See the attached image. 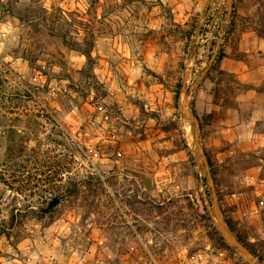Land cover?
Masks as SVG:
<instances>
[{
	"label": "rangeland",
	"instance_id": "374dc122",
	"mask_svg": "<svg viewBox=\"0 0 264 264\" xmlns=\"http://www.w3.org/2000/svg\"><path fill=\"white\" fill-rule=\"evenodd\" d=\"M257 262L264 0H0V264Z\"/></svg>",
	"mask_w": 264,
	"mask_h": 264
},
{
	"label": "water",
	"instance_id": "95a60500",
	"mask_svg": "<svg viewBox=\"0 0 264 264\" xmlns=\"http://www.w3.org/2000/svg\"><path fill=\"white\" fill-rule=\"evenodd\" d=\"M60 204H61V198L58 196H55L49 200V202L47 203L46 206L35 207V211H37L38 213L43 214V215H48V214H51L57 207H59ZM230 235H232V234L230 233ZM232 237H233V235H232ZM228 241L235 243V245L238 246L240 249H242L243 252L247 253L253 259V261H256V259L254 257H252L247 252V250L243 247V245H241L238 241H236L235 239H234L235 242L231 241L230 238H228Z\"/></svg>",
	"mask_w": 264,
	"mask_h": 264
},
{
	"label": "trees",
	"instance_id": "16d2710c",
	"mask_svg": "<svg viewBox=\"0 0 264 264\" xmlns=\"http://www.w3.org/2000/svg\"><path fill=\"white\" fill-rule=\"evenodd\" d=\"M175 100H176V102H178V100H179V93H177L176 95H175ZM195 116V118L196 119H198V116L197 115H194ZM209 159V162H210V165H211V170H212V175H213V177H214V179H215V182L217 183V171H216V169L214 168V164H213V162L211 161V159L210 158H208ZM35 210V209H34ZM227 224H228V227L230 228V230L233 232V233H235V235H236V238H237V240L240 242V243H242L243 245H245L247 248H249V250L256 256V257H258V255L256 254V252L252 249V247L240 236V235H238V233L236 232V228H235V225H234V223H233V221L231 220V219H229V218H227ZM259 258V260L261 261V262H263V260L260 258V257H258ZM264 264V263H263Z\"/></svg>",
	"mask_w": 264,
	"mask_h": 264
},
{
	"label": "bare ground",
	"instance_id": "6f19581e",
	"mask_svg": "<svg viewBox=\"0 0 264 264\" xmlns=\"http://www.w3.org/2000/svg\"><path fill=\"white\" fill-rule=\"evenodd\" d=\"M186 100H187V99H186ZM183 107H184V106H183ZM187 108H188V107H187ZM187 108H186V109H187ZM186 109H185L186 116H188V114H187V110H188V109H187V110H186ZM186 120H187V119H186ZM187 132H188V133H187V134H188V142H189L190 144H192V143H193V136H192V130H191V127H190V126H187ZM194 141H195V140H194ZM225 233L228 234V235H230L229 232H227V231H226ZM230 236H231V235H230ZM230 236H229L228 238L231 239ZM257 264H259V263L257 262Z\"/></svg>",
	"mask_w": 264,
	"mask_h": 264
},
{
	"label": "built area",
	"instance_id": "2783aa9c",
	"mask_svg": "<svg viewBox=\"0 0 264 264\" xmlns=\"http://www.w3.org/2000/svg\"><path fill=\"white\" fill-rule=\"evenodd\" d=\"M3 42H6V40H4ZM36 263H38V261H36ZM40 264H47V263H40Z\"/></svg>",
	"mask_w": 264,
	"mask_h": 264
}]
</instances>
